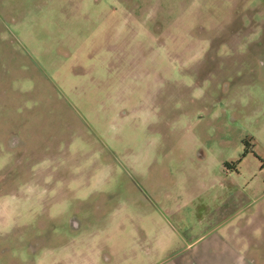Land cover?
I'll use <instances>...</instances> for the list:
<instances>
[{
    "label": "rangeland",
    "instance_id": "374dc122",
    "mask_svg": "<svg viewBox=\"0 0 264 264\" xmlns=\"http://www.w3.org/2000/svg\"><path fill=\"white\" fill-rule=\"evenodd\" d=\"M212 230L264 264V0H0V264Z\"/></svg>",
    "mask_w": 264,
    "mask_h": 264
},
{
    "label": "crops",
    "instance_id": "0c3cea01",
    "mask_svg": "<svg viewBox=\"0 0 264 264\" xmlns=\"http://www.w3.org/2000/svg\"><path fill=\"white\" fill-rule=\"evenodd\" d=\"M171 264H250L238 245L213 230L176 253Z\"/></svg>",
    "mask_w": 264,
    "mask_h": 264
}]
</instances>
